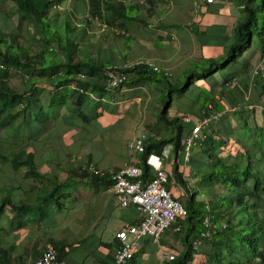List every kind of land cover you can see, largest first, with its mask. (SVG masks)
Returning a JSON list of instances; mask_svg holds the SVG:
<instances>
[{
	"label": "trees",
	"instance_id": "obj_1",
	"mask_svg": "<svg viewBox=\"0 0 264 264\" xmlns=\"http://www.w3.org/2000/svg\"><path fill=\"white\" fill-rule=\"evenodd\" d=\"M3 1L11 2L22 20L33 24L44 44L38 53L33 54L29 47L19 44L17 35L2 36L0 33V130L6 132V141L9 142L6 148H0V161L14 172L25 170L24 180L32 181L29 192L19 199L13 194V188H0V264H26L24 256L14 255L16 245L5 241L12 230L15 232L32 225L35 229L39 224L58 228L59 221L49 218V222L48 216L51 211L59 212L61 221V216L69 210L68 205L77 202L73 196L78 188L91 185L108 188L111 184L108 177L88 175L82 168L69 178H75V182H59L52 172H39L36 153L39 141L49 140L48 133L53 124L74 128L83 111L89 113L90 118L85 117L88 125L102 116L99 110L103 108L105 94L121 90L107 85L104 73L109 66L121 68L122 72L132 75L128 81L131 85L140 82L163 84V91L167 92V99L161 94L163 105L158 120L173 132L170 137L148 139L138 165L143 169L145 178L153 177V172L146 165L148 155L152 152L162 155L170 147L172 154L167 190L177 201L179 198L172 193L170 185L181 186L187 192L183 204L187 215L180 220L184 249L169 264H264V123L262 127L255 124L254 128L245 123L243 129L249 134L244 133L233 139L228 132L226 135L220 130L215 132L210 122L209 129L200 134L198 153L194 154V148H191L189 160L186 161L184 142L194 126L188 128L183 121L184 116L173 114L171 110L176 94L193 99L196 94L190 95L191 90L198 88L199 91L205 85L211 93L220 89V94L227 98L225 91L238 76L250 79L249 57L255 49L260 52L261 58L264 56V22L263 25L259 23V14L264 13V0H231L240 7L242 16L234 29V39L223 55L228 60L219 63V58L204 59L202 64L209 66L202 70L201 76H189L185 84L173 82L164 70L155 72L146 64L118 67L111 60H93L83 56L84 52L76 41L81 34L77 32L73 14L49 16L50 9H56L55 3L62 0ZM92 1L90 12L110 27L120 26L126 30L129 20L146 23V20L131 16L134 9L140 10L143 6H127L119 0ZM59 16L61 24L55 29L53 24ZM85 23L89 24L88 21ZM54 44L58 49L56 55L50 52ZM199 64L196 63L187 72L200 68ZM230 66L236 69L230 70ZM10 68L24 71L31 68L38 74L29 76L24 89L17 91L9 86L5 76ZM225 68L229 72L223 74ZM258 73V76L252 77L253 80L263 79L262 73ZM158 75L161 77L158 78ZM241 85L247 93L249 83ZM49 93L53 95L50 98ZM261 95L264 96V91ZM192 102L200 103V111L208 104L213 105L214 112L220 110L219 102L213 95L212 98L204 97V101L198 95ZM239 117L243 123L254 120V116ZM245 139L254 143L245 144ZM16 140L20 142L16 144ZM188 165L193 170L196 168L198 174L206 179L207 198L204 191H200L198 198L195 189L189 187L184 174ZM77 186L80 187L74 188ZM207 217L211 226L215 227L214 232L212 227L210 230L204 226ZM207 230H210L211 238L203 239V244H207L209 250L202 252L200 249L195 258L193 243ZM54 248L64 259L66 247L54 245ZM127 264H137L135 256Z\"/></svg>",
	"mask_w": 264,
	"mask_h": 264
},
{
	"label": "rangeland",
	"instance_id": "obj_2",
	"mask_svg": "<svg viewBox=\"0 0 264 264\" xmlns=\"http://www.w3.org/2000/svg\"><path fill=\"white\" fill-rule=\"evenodd\" d=\"M119 1L124 2L127 6H140L133 0ZM177 1L179 3V11L186 12L189 8L188 2L191 0H187L185 3L182 2V0H148L147 4L141 7L140 10L134 9L131 12V16H137L138 19L146 20V23L144 24L140 20H129L127 22L128 28L126 30L123 29L125 34H118L116 31L111 30L113 28L110 27L109 30L102 32L100 29L101 26L95 21L89 22V24L85 23L83 19H86L87 14L93 16L90 12V8L93 6L92 0H62L61 3H55L56 9H50L49 16L53 17L57 13L62 16L67 13L73 14L72 16L77 26V32L81 34L76 38V41L80 44V49L84 52L83 56L91 57L93 60H111L114 61V65L117 66L131 65L144 57V59L154 61L157 65L167 71L166 68L173 65L174 63L172 62L174 61H167L169 55L167 56L165 51H168V54L169 52H172V55L177 52V57L179 59L178 62L181 61L183 56L185 58L184 49L180 48V50H178L172 44L165 46L164 43L158 40L161 24L167 22V20H162L161 18H164L166 14H168L167 16L169 18V14L171 13L168 12L176 9L174 5L176 6ZM229 2L230 9L234 11V8H236L233 4L234 2L231 0ZM57 7L63 9L60 10ZM239 13L237 12V14ZM60 20L61 17L59 16V19L53 24L55 29L60 27ZM263 22L264 13H260V25H263ZM113 27H115V30L123 31L120 26ZM0 33L2 36L17 35L16 40H18L19 44L29 47V50L33 54L38 53L44 44L41 35L36 28H34L33 24L25 19L22 20L21 15L14 9L13 4L3 0H0ZM197 51L198 50H195V48L189 47L187 57L191 54L195 57L198 55ZM50 52L52 55L58 54V49L55 44L52 46ZM219 60V63H223L227 61L228 58H224L223 56L220 57ZM261 61V54L255 49L253 54L249 57L248 69H250L251 75H254V72L257 70ZM202 63H204L203 60L199 64L201 65L199 66L200 68H194L192 72H187L190 68L183 70V73H181L180 76L178 71L174 73V69L167 72L173 82L178 81L180 84H185L189 76H201L202 70L209 66ZM182 64H185V67L190 64V62L185 61ZM239 67L240 66H238V68ZM234 68L236 69L235 66H230V70H233ZM226 71L229 72V69L225 68L223 74ZM37 74L38 71L31 68L25 71L18 68H10L5 76H7L11 88L21 91L24 89L27 80H29L27 78L29 76H36ZM157 77L160 78L161 75H158ZM240 77L242 78L243 75ZM130 78H132V75L128 77V81ZM210 85L211 84H208V86ZM197 90L198 88L191 90L190 95L196 94V97L201 95L202 101H204V97L212 98V93L207 86L203 85L202 89H199V91ZM162 91L163 84L156 85L150 82H140L131 85L130 82H128L121 90L109 91L105 94L106 97H104L102 101L104 102L102 104L103 108L99 110L102 116L94 123L88 125L85 117L88 116L87 118L89 119V113L86 111L84 113L83 111L80 113L81 117L78 118L77 124L74 128L68 126L65 127L63 125L54 126L55 124H53V127L49 130L50 133H48L49 140L42 141L41 139L38 144L39 146L37 147L39 172H52L59 182H66L69 178L74 177V173L77 172L79 168L88 164H94L102 170H116L129 160L128 142L138 134L145 133L149 136V139L152 138L157 140L162 137H170L173 132L171 128L164 126V124L160 123L158 120V114L163 105L161 98L165 97L167 99V92L164 93V91ZM51 96H53L52 93H49V98ZM173 97L174 105L171 109L173 114H177L182 109L189 111V107H186L185 105L191 104L192 100L194 101L196 98L189 99L188 97H185L187 99H184L183 96L178 94ZM191 110L195 113L198 111L195 107ZM249 110L251 111L249 116H254V120L244 121L243 125L247 123V125L249 124L250 127L253 126L252 128H254V125L258 124L262 127L263 124L261 118L263 117L259 114L255 117L256 110L258 109ZM258 113H260V109ZM233 115H236V117L239 116L238 113H233ZM228 118L229 120L233 119L232 116ZM219 120L220 119L213 121L216 122L215 127L213 126L215 132L220 130L218 125L220 122ZM28 122L30 124L32 123L31 120ZM222 123L224 125L227 124L225 122ZM223 129L226 131L227 127L225 126ZM221 133L226 135V133ZM244 133L248 132L245 130ZM0 138V148L4 149L9 145V142L6 141L7 137L5 131L0 130ZM22 141L26 142L24 139ZM18 142H20V140L15 141L16 144ZM244 143L250 144L254 143V141L245 139ZM193 148L194 154H197L199 149L197 146H194ZM168 158L170 157L168 156ZM170 161V159L166 160L168 166ZM195 169L193 170L189 165L185 168L184 174L188 178L189 187L195 189L198 198L201 195L200 191H204V195L207 198V181L206 179H203ZM24 174L25 170H22L19 173L14 172L8 165L0 161V188H13V194L17 199L25 197L24 195L26 193L24 191L30 189L32 181L24 180ZM75 180V178H72L66 182V184L73 183ZM83 182H85V180H83ZM201 184L203 187H201ZM170 186L172 193L178 196L179 201L183 205L186 201L187 192L182 189L181 186L175 184ZM78 187L80 186L74 188ZM91 187L92 186H83L80 188L84 191L82 194L87 201L94 197L93 192L86 191ZM75 214V216H77L78 211ZM58 215L60 216L61 214L59 212L51 211L48 216V221L51 222L49 218H53L54 221L58 222ZM64 216L73 219V211H66ZM70 218H66L67 222L70 221ZM60 235L62 237L64 234ZM17 240H19L18 235H16V232L13 230L5 237V241L8 243L15 244ZM200 249L202 252L207 251L209 250V246L203 244ZM14 255L25 256L16 251L14 252ZM27 261L28 260H26V263H29ZM85 263L96 264V258L89 255L85 258L84 264Z\"/></svg>",
	"mask_w": 264,
	"mask_h": 264
},
{
	"label": "crops",
	"instance_id": "obj_3",
	"mask_svg": "<svg viewBox=\"0 0 264 264\" xmlns=\"http://www.w3.org/2000/svg\"><path fill=\"white\" fill-rule=\"evenodd\" d=\"M186 1L182 0L184 3ZM194 1L188 2L189 8L186 12L179 11V3L177 1L176 6L174 5L176 9L168 12L171 13L169 18L168 14L161 18L162 20H167V22L161 24L158 40L164 43L165 46L172 44L178 50L180 48L184 49L185 58L183 56L180 62H178L177 52L172 55V52L168 54V51H165L167 56L169 55L167 61H174L172 62L174 64L166 68V70L171 71V69H174V73L178 71L179 76L183 73V70L191 69L192 66L194 67L196 63L204 59H215L225 55L228 50V44L234 39V29L237 22L242 16L240 7L234 3L236 8H234V11L230 9V0H215L213 4L209 5L203 3L197 15L194 16L192 15L194 13ZM237 12L240 13L237 14ZM189 47L198 50V55L194 57L191 54L187 57ZM156 60L159 61L158 59ZM185 61H189L190 64L184 67L185 64L182 63ZM161 69L164 70L163 68ZM257 74L259 75L258 68L254 75L249 73L248 77L250 79L238 76L228 91H225L228 95L227 98L220 94V89L212 93L219 102L218 107L220 110L216 112H225L219 118V129L223 133H230L233 139L244 134L243 122L239 116L247 117L251 112L249 109H258L255 117L258 114L261 115L263 117L261 122L262 124L264 123V96L261 95L264 91V78H255L253 80L252 77ZM244 82L249 83L250 89L247 93L243 91L241 85ZM185 106L189 107V111L182 109L177 115H182L185 118L189 116L191 121L185 124L188 128H191L194 126L195 121L201 120L202 110L200 111V109H202V106L196 102ZM194 107L197 108V113L191 110ZM259 109L260 113H258ZM233 113H238L239 116L236 117ZM230 116L233 117L232 120H229L228 117ZM222 122L227 124L224 125ZM212 124L215 127L216 122L212 121ZM209 126L207 129H209ZM225 126L227 127L226 131L223 129ZM167 150L168 156L171 157V148L169 147ZM256 165L258 166V163ZM167 168L170 170V166L167 165ZM91 186L86 191L93 192L94 197L88 201L84 199L82 194L84 191L80 189L81 187L78 188L77 192H74L73 198H76L77 202L73 203L74 205H68L69 210L67 209L68 211H73L74 218L64 216V213L61 217V221H63L59 220L58 222V228H49L47 225L39 224V227H35V229H33L34 225H32L22 230H16L19 240L15 242V251L24 254V259L29 262L38 259L48 247L61 245L66 247L64 259L68 264H84L85 258L89 255L96 258V264H116L114 257L118 245L116 234L123 228L137 222L138 214L133 206L122 208L118 199L109 193L107 188ZM24 192L27 194L29 190ZM77 211L78 214L75 216ZM66 218H70V221L67 222ZM60 234L64 235L61 237ZM183 249V235L181 233L174 234L171 230H166L158 244L145 239L142 248L136 251L134 256L137 264H169L170 262L166 259L167 253L177 256Z\"/></svg>",
	"mask_w": 264,
	"mask_h": 264
},
{
	"label": "built area",
	"instance_id": "obj_4",
	"mask_svg": "<svg viewBox=\"0 0 264 264\" xmlns=\"http://www.w3.org/2000/svg\"><path fill=\"white\" fill-rule=\"evenodd\" d=\"M138 5L145 6L148 0H133ZM215 0H195L193 4L196 16L200 6L203 3L213 4ZM56 8V6H55ZM62 10L63 8L57 7ZM85 21L97 22L101 26L102 32L109 30V25L101 22L98 16L86 15ZM118 34H125L124 31L115 30ZM146 64L155 72H161V68L152 60L139 59L131 65ZM120 67V66H118ZM258 72L264 75V56L258 67ZM107 85L112 89L123 88L128 82L129 75L122 72L121 68L109 66L105 70ZM166 75L168 72L166 71ZM225 112H214L213 105L208 104L207 108L201 111V120L194 124L189 136L185 139V160H189L191 148L197 146L201 140V133L208 128L210 122L219 119ZM183 121L189 123L191 119L184 117ZM149 136L145 133L138 134L128 142L129 160L117 170H102L94 164H88L82 167L88 175L110 179L111 184L107 191L113 194L122 208L133 206L138 214V220L132 225L123 228L116 234L118 246L115 251L116 264H127L134 258L135 252L143 246V241L148 239L154 244H158L164 232L171 230L174 234L182 233L183 225L181 221L187 215L185 208L180 201L172 198L167 190V184L170 180V170L167 168L168 150L162 155L152 152L146 159V165L151 169L154 176L151 178L144 177L143 169L138 165L140 157L148 144ZM204 226L211 230L210 218L204 221ZM225 227L224 224L221 225ZM213 228V232L215 227ZM210 230L201 233L200 238L193 243L195 250L194 257L197 258L199 250L203 245V239L211 238ZM166 259L171 262L175 259L174 254L167 253ZM26 264H68L65 259L61 258L59 252L54 247H48L42 252L38 259L29 261Z\"/></svg>",
	"mask_w": 264,
	"mask_h": 264
},
{
	"label": "clouds",
	"instance_id": "obj_5",
	"mask_svg": "<svg viewBox=\"0 0 264 264\" xmlns=\"http://www.w3.org/2000/svg\"><path fill=\"white\" fill-rule=\"evenodd\" d=\"M141 6V5H140ZM86 22V21H85Z\"/></svg>",
	"mask_w": 264,
	"mask_h": 264
}]
</instances>
